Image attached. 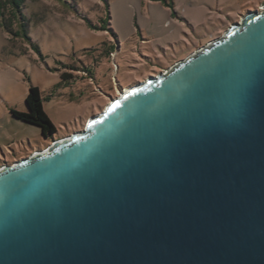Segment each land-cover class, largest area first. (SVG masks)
Listing matches in <instances>:
<instances>
[{
    "label": "water",
    "instance_id": "obj_1",
    "mask_svg": "<svg viewBox=\"0 0 264 264\" xmlns=\"http://www.w3.org/2000/svg\"><path fill=\"white\" fill-rule=\"evenodd\" d=\"M0 264H264V8L4 165Z\"/></svg>",
    "mask_w": 264,
    "mask_h": 264
},
{
    "label": "rangeland",
    "instance_id": "obj_2",
    "mask_svg": "<svg viewBox=\"0 0 264 264\" xmlns=\"http://www.w3.org/2000/svg\"><path fill=\"white\" fill-rule=\"evenodd\" d=\"M172 2L108 0L111 30H101L87 19L100 23L105 0H25L31 41L11 35L0 15V169L83 130L122 91L169 71L264 8V0ZM31 86L40 88L57 128L52 138L12 113L27 111Z\"/></svg>",
    "mask_w": 264,
    "mask_h": 264
},
{
    "label": "trees",
    "instance_id": "obj_3",
    "mask_svg": "<svg viewBox=\"0 0 264 264\" xmlns=\"http://www.w3.org/2000/svg\"><path fill=\"white\" fill-rule=\"evenodd\" d=\"M25 0H0V15L6 30L15 37L22 36L31 41L29 31V19L24 11ZM106 2V15L100 19V23H93L89 18L87 23L94 29L111 30L110 12L108 11V0ZM167 5H172V0H163ZM6 10L9 14L6 13ZM17 23V29L13 28ZM114 34V33H113ZM115 35V34H114ZM27 111L12 110L15 117L39 126L46 138H52L57 133V128L43 105V96L38 86H31L26 97Z\"/></svg>",
    "mask_w": 264,
    "mask_h": 264
},
{
    "label": "bare ground",
    "instance_id": "obj_4",
    "mask_svg": "<svg viewBox=\"0 0 264 264\" xmlns=\"http://www.w3.org/2000/svg\"><path fill=\"white\" fill-rule=\"evenodd\" d=\"M128 89H129V88H127V89H125L124 91H122V92L120 93V95H121L123 92H126ZM107 106H108V105H107Z\"/></svg>",
    "mask_w": 264,
    "mask_h": 264
},
{
    "label": "built area",
    "instance_id": "obj_5",
    "mask_svg": "<svg viewBox=\"0 0 264 264\" xmlns=\"http://www.w3.org/2000/svg\"><path fill=\"white\" fill-rule=\"evenodd\" d=\"M166 72H167V71H166ZM45 150H47V149H45ZM45 150H44V151H45Z\"/></svg>",
    "mask_w": 264,
    "mask_h": 264
}]
</instances>
